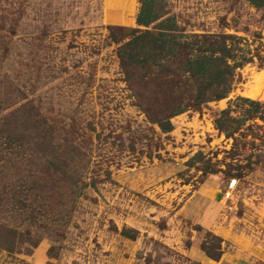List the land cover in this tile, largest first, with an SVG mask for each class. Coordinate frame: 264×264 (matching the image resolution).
Here are the masks:
<instances>
[{"label": "rangeland", "instance_id": "rangeland-1", "mask_svg": "<svg viewBox=\"0 0 264 264\" xmlns=\"http://www.w3.org/2000/svg\"><path fill=\"white\" fill-rule=\"evenodd\" d=\"M163 2L177 27L128 64L145 30L107 22L105 0H0V264H237L229 234L264 236V80L259 107L238 99L264 79V5ZM160 32L178 62L196 35L252 56L227 98L168 132L156 120L181 82Z\"/></svg>", "mask_w": 264, "mask_h": 264}, {"label": "trees", "instance_id": "trees-1", "mask_svg": "<svg viewBox=\"0 0 264 264\" xmlns=\"http://www.w3.org/2000/svg\"><path fill=\"white\" fill-rule=\"evenodd\" d=\"M256 6L264 5V0H250ZM139 31V30H137ZM165 31V30H164ZM152 33L150 29H146L141 34H137L129 41V44H135L139 48V44H143L142 50L138 49L130 53V62L134 63L136 57H143L144 60H151L152 54L155 51L153 39L147 40L146 34ZM161 39L157 40L160 43L159 51H166V58L171 61V64H162L161 67L172 75L180 77V93L181 98L172 106H169L168 113L162 119L156 120L164 132L173 130L174 126L171 122V117L183 113L191 108L200 109L211 101L227 98L230 93L236 88L239 79L237 78V68L252 61V56L249 54H233L231 53L232 46L228 47L226 41L207 39L208 35L194 36L187 38L181 42L182 47L186 50L187 58L185 61L178 62L174 53L176 52L175 44L171 42L176 36L160 32ZM165 36V37H163ZM226 37V36H224ZM232 37V36H231ZM202 39V40H201ZM147 42L146 45L144 43ZM199 42V45L197 43ZM202 42V44H201ZM197 45V47H196ZM125 66L127 63L123 60ZM174 69V70H173ZM238 99L249 102L259 107L261 104L258 100L250 97L239 96ZM228 108L224 111H230ZM255 110L247 109L244 112L253 113ZM212 236L214 242L210 243L209 237ZM223 238L219 235L208 231V236L202 243V249L212 258L219 259L223 254ZM218 252H214L213 249Z\"/></svg>", "mask_w": 264, "mask_h": 264}, {"label": "crops", "instance_id": "crops-1", "mask_svg": "<svg viewBox=\"0 0 264 264\" xmlns=\"http://www.w3.org/2000/svg\"><path fill=\"white\" fill-rule=\"evenodd\" d=\"M109 1L105 0V20L109 23L141 30L167 31L177 27L173 13L166 11L163 0ZM248 237L241 243L235 234H229L228 238L235 243V250L226 251L224 259L237 264H264V236L248 234Z\"/></svg>", "mask_w": 264, "mask_h": 264}, {"label": "bare ground", "instance_id": "bare-ground-1", "mask_svg": "<svg viewBox=\"0 0 264 264\" xmlns=\"http://www.w3.org/2000/svg\"><path fill=\"white\" fill-rule=\"evenodd\" d=\"M263 80L264 79H262L261 76H257L254 83L249 86L245 95L252 97V98H256L257 96H261L263 94V90H262V81Z\"/></svg>", "mask_w": 264, "mask_h": 264}, {"label": "built area", "instance_id": "built-area-1", "mask_svg": "<svg viewBox=\"0 0 264 264\" xmlns=\"http://www.w3.org/2000/svg\"><path fill=\"white\" fill-rule=\"evenodd\" d=\"M229 188H230V189L235 188V182H231ZM230 195H231V191H228V192H227V196H230Z\"/></svg>", "mask_w": 264, "mask_h": 264}]
</instances>
